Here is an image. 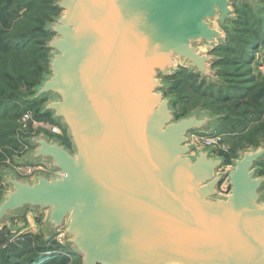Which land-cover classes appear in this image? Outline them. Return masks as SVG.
Returning a JSON list of instances; mask_svg holds the SVG:
<instances>
[{
    "label": "water",
    "instance_id": "water-1",
    "mask_svg": "<svg viewBox=\"0 0 264 264\" xmlns=\"http://www.w3.org/2000/svg\"><path fill=\"white\" fill-rule=\"evenodd\" d=\"M257 0H59L44 30L48 73L26 99L42 102L70 148L41 133L17 166L54 173L20 178L3 168L0 225L45 213L43 236L64 231L81 264H264V143L227 168L191 134L220 117L175 120L164 77L188 69L218 84L215 49L234 7ZM205 50H207L205 52ZM205 52V53H204ZM223 183L227 189L221 190Z\"/></svg>",
    "mask_w": 264,
    "mask_h": 264
},
{
    "label": "trees",
    "instance_id": "trees-1",
    "mask_svg": "<svg viewBox=\"0 0 264 264\" xmlns=\"http://www.w3.org/2000/svg\"><path fill=\"white\" fill-rule=\"evenodd\" d=\"M56 1L0 0V146L13 143L17 120L26 111H32L39 121L56 124L50 116L39 115L42 102L26 101L41 83L43 75L48 73L50 52L45 49V44L52 35L44 27L59 15L54 7ZM257 2L260 4L257 10L248 5L233 8L235 19L231 30L225 32L224 42L213 53L219 58L213 66V69H218V84L200 82L197 75L184 68H178L173 75L163 78L169 84L165 96L176 99L173 104L175 120L200 110L220 117L216 130L220 125L226 128L240 126L245 132L240 138H246L252 144L240 151L257 148L264 143V138L260 142L251 141L252 135L264 132V80L254 77L251 70L255 53L264 49V0ZM16 20L18 22L12 28L11 24ZM183 84L194 87V92L200 97L213 99L222 107L218 108L219 111H212L197 104L192 110L179 114L177 107L184 97L178 90ZM214 87L218 89V95H206ZM221 90L225 91L224 95ZM57 138L70 148L66 137ZM237 155L235 158L231 154L223 155L226 166L231 165ZM257 175L264 178V159L258 165ZM72 257L78 256L60 244L55 235L49 238L43 234L9 235V239L0 242V264H75Z\"/></svg>",
    "mask_w": 264,
    "mask_h": 264
},
{
    "label": "rangeland",
    "instance_id": "rangeland-1",
    "mask_svg": "<svg viewBox=\"0 0 264 264\" xmlns=\"http://www.w3.org/2000/svg\"><path fill=\"white\" fill-rule=\"evenodd\" d=\"M2 4L5 5V3H2ZM33 12L35 13L36 9H34ZM21 13L23 15L24 12L22 11ZM17 22L18 21L16 20L11 24L12 28H13V24L17 23ZM206 51L207 50H205V52ZM258 67H262V68L259 69ZM251 70H252L254 77H256V78L259 77L260 79L264 80V71H263L264 70V49H261L259 52L255 53L254 60L251 64ZM178 91L184 97L183 98L184 101L182 103H180L177 107V111L179 114L182 112L192 110V108H194L195 105H197V104L205 105L206 108H208L212 111H214V110L219 111L218 108L222 107L221 105L219 106L218 105L219 103L214 101L213 99L200 97L198 95L199 93L194 92V87L184 86V84H183L182 88L179 89ZM22 92L24 93L25 90L22 89ZM217 93H219V91L217 88L214 87L211 90H208L206 95L216 96V95H218ZM220 93H222V95H224L223 93H225V91L221 90ZM228 95H230V94L228 93ZM41 106H42V104H41ZM34 108L35 107H33V110H34ZM56 124L60 126V124H58V123H56ZM253 126H252V128H253ZM234 127L235 126H229L228 128H226V127L220 125L217 130L215 129L213 131H209V132L205 133V135H208V136H212V135L218 136L221 140V143L225 147L229 148V154H231V156L233 158L236 157V155L238 154V152L242 148H247L249 145H252L251 143H248L245 140L246 138L242 139V137L245 134V132H243L244 129H242L240 126H237L236 128H234ZM61 129H62L61 130L62 133H61L60 139L66 137L65 131H63L64 129L62 127H61ZM17 131H19L18 120L16 123L14 135L16 134ZM225 132H227V133H225ZM240 136H242V137L240 138ZM47 137L50 139H56L57 138V137L55 138L52 136H47ZM263 138H264V132H260V135H258V136L252 135L251 141H253L254 143L257 141L260 142L263 140ZM14 139H13V143L0 146V170L3 168H7L8 167L7 160H11V162H12L13 161L12 159L23 149L21 146L18 145V143L16 142V139L15 140ZM204 149H209V148H204ZM229 166L230 165L225 166V168H227ZM2 183H3V181H2V179H0V187H2ZM220 189L226 190L227 189V183H223L221 185ZM44 220H45V213L44 212H41L38 210H26L22 219L20 221L16 222L15 225L10 226L9 228L7 226H1L0 225V242L4 241V239H9V235L17 236V235H22V234L23 235L29 234V235L39 236L41 234H44V230H45ZM55 239L60 244H63V245H65L67 242V237H66L64 231H60V232L56 233ZM72 259H74L72 261H74L75 264H81L80 258L72 257Z\"/></svg>",
    "mask_w": 264,
    "mask_h": 264
},
{
    "label": "built area",
    "instance_id": "built-area-1",
    "mask_svg": "<svg viewBox=\"0 0 264 264\" xmlns=\"http://www.w3.org/2000/svg\"><path fill=\"white\" fill-rule=\"evenodd\" d=\"M19 131L15 134L16 142L23 149L11 160H7L9 169L13 170L14 173L20 178H31L37 173H43L47 175H54L53 171L45 164H35L28 166H17L15 165L14 159L23 157L30 147L25 143L29 139H33L41 133L52 136L60 137L62 129L59 125L50 123L48 121H39L33 115L32 112H24L18 119ZM191 144L195 149L211 148L216 155H228L229 148L225 147L218 136H208L205 134H191Z\"/></svg>",
    "mask_w": 264,
    "mask_h": 264
},
{
    "label": "crops",
    "instance_id": "crops-1",
    "mask_svg": "<svg viewBox=\"0 0 264 264\" xmlns=\"http://www.w3.org/2000/svg\"><path fill=\"white\" fill-rule=\"evenodd\" d=\"M259 69L262 68V67H258ZM264 71V70H263Z\"/></svg>",
    "mask_w": 264,
    "mask_h": 264
}]
</instances>
